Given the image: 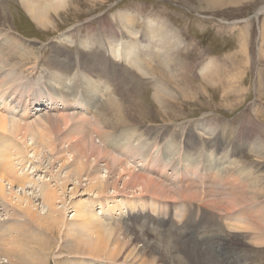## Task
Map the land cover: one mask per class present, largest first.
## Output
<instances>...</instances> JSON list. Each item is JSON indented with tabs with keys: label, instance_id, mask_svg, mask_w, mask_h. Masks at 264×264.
<instances>
[{
	"label": "rangeland",
	"instance_id": "obj_1",
	"mask_svg": "<svg viewBox=\"0 0 264 264\" xmlns=\"http://www.w3.org/2000/svg\"><path fill=\"white\" fill-rule=\"evenodd\" d=\"M20 3L21 0H0V4L5 5L4 8L9 13L11 12L8 21L13 30L20 37L36 44L35 49L37 46L40 48L39 52L42 53V58L47 63L45 64L40 59L30 61V64L27 65L28 71H24L21 75V77L28 76L25 78L28 85H20L21 89L16 85L18 89L14 92L11 91L14 87H11L10 92L13 93H7L6 96L4 91H7L8 84L2 85V82L7 81V78L4 77V72H0V109L1 107L5 108V100L10 104L12 101L10 97L18 100L23 93L21 103H29L30 107L27 110V115H23L21 107L10 111L12 114H17V118L23 115L25 121L44 122V118L40 117L43 114H59L65 111V113L80 112L85 118L93 121L90 111L87 112V108L81 105L67 106L62 109V106L51 108L48 106V102L46 105L43 104L42 107L45 110L41 111L42 108L39 107L41 103L35 102L34 98L37 97V94L38 96L44 95L51 85L49 83L53 77L48 78V83L45 74L48 77L49 74H52L47 70L49 68L47 64L49 61L51 62L55 44L59 43L66 51L63 58H72L71 63L74 67L72 66L61 76L67 84L66 87L71 91H73L72 87H76L74 93L77 92L80 95L85 92V87L82 85L85 77L93 76H91L92 72L87 73L83 67L82 53L80 51L78 53V49L82 48H76V46L82 47L81 39L87 35H101L102 30L116 32L111 43L103 45L105 49L101 46L107 59L105 60L107 63L103 66L106 68L105 72H109L111 77H106L104 92L102 94L100 92L98 95L101 103H104L110 93L115 98L119 94L118 91L120 92L123 88L125 106L127 105L133 113V119L130 122L133 125L129 126L131 134H125L128 140L118 141V143L115 141V148L112 149L113 151L110 149L109 151L126 159L128 165H131H129L130 168L143 175L162 176L172 190V197L164 196L161 199L157 196L154 198L151 193H142L137 190V187L127 188L125 192H120L118 197L129 200L140 199L142 202L135 209L126 210V215H122L123 221H129L130 225H135V232H140V234L145 233L148 228L151 233L149 234L150 239L163 252H168L166 261L161 260L162 263L159 262V264H264L263 231L253 228L252 225H247L248 219L257 215L254 211L264 202V156L250 152L246 146L247 142L254 139L258 142L257 146L264 149V0H70V6L60 16H55V22L49 28H44L33 21L23 11ZM123 13L139 16V26L142 23L148 24L160 19L165 20L175 29L176 36H171L172 43L179 41V44L175 43L176 47L170 50L174 63L169 68L162 65L167 70V74L162 75L158 60L138 58L140 56L137 47L130 50V56L134 55L137 61L136 65L140 69L133 65L125 67L121 62L115 61L113 53L120 54L127 39L125 36L127 30L122 28L121 24ZM1 30L0 32H5L4 29ZM121 30H125V33H122ZM137 38L139 40L133 37L132 43L143 48L144 42L139 35ZM4 39L5 34L2 33L0 46H3L1 43ZM163 43L159 41L155 47L161 50L162 46H166V43ZM168 49L164 47L162 52ZM31 67L33 68L31 69ZM152 72L154 73L152 74ZM21 73V70L18 69L15 70L14 75L20 76ZM159 78L164 79L162 83L166 85L163 88V93H160L166 99L163 104L168 105L166 108H163L159 103L160 95H158L160 98H157L156 86L161 82ZM29 83H32L31 87ZM114 90L117 94L114 93ZM118 97L120 96L118 95ZM39 100L45 102L42 98ZM127 100L130 102H125ZM39 109L40 111L37 112ZM71 126L69 125L64 130L63 135L69 137L75 131L76 128ZM204 126L206 127L204 128ZM89 127L90 135L96 136V126L89 123ZM223 134L224 136L221 138ZM190 141H195V145L188 148L186 145ZM211 141H223L225 146L221 149L216 148L217 150L212 154V149L209 146ZM74 142L76 141H70V144ZM107 142L109 141H98L97 139L95 143L105 146ZM67 143H64L65 145L60 143L54 152L44 150V153L42 152L38 157H34L31 147L28 149L30 152L27 160L19 163L21 159H15L16 169L19 174H29L32 181L36 182V185L33 182V185L30 184L31 186L27 185L26 187L30 193L35 192L33 196L38 204L39 213L44 214L48 210L40 191V184L48 182L51 186L58 185L60 196L57 200L58 209H65L63 210L66 211L68 224L74 223L72 222L73 215L78 211L81 203L93 204L92 213L99 212L98 218L99 216L101 218L103 217L100 213L101 210L99 206H96L99 202L98 194L86 192V187L91 182H95L98 176L101 178L102 175H104L103 180H108V182L118 179L120 188L123 187L124 179L120 176L119 169L113 168L109 171L106 168L108 159L99 158L98 161H90L92 175L83 174L81 178L71 175V178L66 181L63 177L67 176V172L71 171L73 165L76 164L71 158L69 163L66 162L63 165L66 157L70 156L67 153L69 141ZM237 145L239 146L238 150L235 149ZM73 154L78 155L74 151L71 155ZM212 158H214L213 161L210 160ZM217 161H219L218 164L222 163L225 169L233 170L238 175L253 172L250 175V178L252 177L250 185L253 187L251 188L248 184L249 187H245L244 190L248 193L252 189L253 191L258 190L257 193H260L257 194L256 199H259L256 201L252 198L253 193L248 194V201L245 202L250 205L248 207H243L240 202L234 200V195L225 186L226 179L224 178L227 174L224 172L219 175L217 171L214 173L209 170V163H217ZM188 162L193 163L191 166L194 169L188 166ZM205 171L209 175L208 178H202L200 175ZM58 178L61 179L59 184ZM63 182L66 184L64 195H62L64 193ZM28 186H33V190ZM76 187H79L80 192L73 197L71 192ZM18 190L19 188L15 189V191ZM182 190L183 193H179ZM175 195L178 198H175ZM251 199L255 202L252 203ZM6 204L10 205L12 210H7L4 205H1L0 219L14 223L11 213L13 210L19 212L22 208L17 207L15 202L11 205L7 201ZM105 205L108 204L105 203ZM189 211L191 212L189 213ZM207 216L218 220L211 221ZM116 218L107 221H111L112 226H116ZM100 220H104L103 223H106L104 218ZM114 221L115 223H113ZM75 222L76 225L79 223ZM259 222L264 225V221ZM64 230L65 228H62L54 238L48 234V238L53 242L52 245L57 246L48 257L49 264H62L66 261L69 262L68 264H75L76 257L72 254L70 256L68 253H63L58 258L55 256V252L60 247L57 245L60 236L65 234ZM230 241L234 242V245H230ZM142 245L143 242L138 244L137 250L142 248ZM0 250L1 253L4 252L1 248ZM85 258L84 264L140 263L131 260V258H128L129 260L123 258L113 263L107 261L108 259L104 256L96 257L97 259L93 256Z\"/></svg>",
	"mask_w": 264,
	"mask_h": 264
},
{
	"label": "bare ground",
	"instance_id": "obj_2",
	"mask_svg": "<svg viewBox=\"0 0 264 264\" xmlns=\"http://www.w3.org/2000/svg\"><path fill=\"white\" fill-rule=\"evenodd\" d=\"M20 4L23 7V11L28 16H30V18L33 21H35L38 25L44 28H49V26H51L55 22V16H60L64 11H66V8L70 6V0H21ZM4 6L0 4V30L1 29L5 30V32H0V35L2 33L5 34V39L1 43V45L3 46H0V72H4L5 73L4 77L7 78V81L5 80V82H2V85L8 84L6 87L8 88L7 91H4V94L6 96L7 93L8 94L13 93L16 89H18L20 85L27 84L25 78H28V76L23 75V77H21V75L23 74L24 71L26 70L28 71L27 65L30 64V61H33L34 59L37 60L40 59L43 62L45 61L42 58V53L39 52L40 48L37 46V49H35L36 44L20 37L13 30V27L10 25V22L8 21L11 12L9 13V11H7V9L4 8ZM138 17L139 16L134 14L130 15L123 13L121 17V24H122V28H125L127 30V35L125 34V36H127L126 37L127 39L122 49L123 51L120 52V54L113 53L115 57V61L121 62V64L125 67L133 65L136 66L137 68L138 67L136 65L137 61L135 60L134 55L130 56V50H133L135 47H137L140 56L138 58H140L141 60L142 59L146 60L147 58L149 59L153 58L155 60H158L159 64L161 65L160 69L163 75L167 71L163 68V66L166 65L165 67L169 68V66L172 63H174V58L170 54V50L176 47L174 46L175 43L179 44V41L172 43L173 38L171 36L174 37L176 36V32L174 31L175 29H173L170 26V24H168L165 20H160V19L159 20L157 19L158 21L156 22H149L148 24L142 23V25L139 26ZM136 27L137 29H134ZM121 32L125 33V30L124 31L121 30ZM101 33H102L101 35L92 34L83 37L81 39V43L80 41H78L80 44H82V47L76 46V48H82V49H78V53L79 51L82 53L83 65H84L83 67H85L87 73L92 72L91 76H93V77L89 76V78L85 77L84 83L88 87L84 83L82 84L85 87V92H83V94L79 95V93L77 92L74 93L76 87L71 88L73 91H71L68 87H66L67 84L66 82H64V79L62 78L61 75L65 71H68L72 68L73 66L71 63L72 58L70 57L68 59H65V57L63 58V55L65 54L66 51L59 43L57 44L54 43L55 48L52 54L51 62L49 61L47 64L49 66L47 70L49 72L51 71L52 74H49V77L48 75L45 74V79L47 80L46 82H48V78L53 77L50 80V83L48 82L51 85H49L48 87L49 90L44 95L38 96L37 94V97L34 98V100H36L35 102L41 103L39 105V107L42 108L41 111L45 110L42 107L43 104L46 105V103L48 102H49L48 106H50L51 108L52 107L60 108V106H62L61 108L63 109L66 108L67 106L72 107L73 105L74 106L81 105L82 107L87 108L88 110L87 112L90 111L91 117H93L91 119H94L93 121L92 120L90 121L87 118H85V116L80 114V112L65 113V111L64 113H59V114H54V113L43 114L40 117L44 118L43 119L44 122H38L34 120H33L34 122L33 121L28 122L29 120L25 121L23 115L28 114L27 110L29 109L30 104L21 103L23 93L21 94L18 100H16L14 97H10V99H12V101H10V104L7 102V100H5L6 102L5 108L1 107L0 109V206L4 205L6 207V208L4 207L5 209L12 210V208H10V205L6 204V202L8 201L9 204L11 203L12 205L15 202L17 207L24 209V211L22 212H21L22 209L19 210V212L13 210V212L11 213V219H14V223H10L11 221L5 222L4 220L0 219V248L4 250L3 252L4 254L0 252V264H4V263L5 264H49L48 257L52 252L55 251L57 246L52 245L53 242L51 241V239L48 238V236L51 234L53 238L56 237L55 235H57V232H59L62 228L63 229L65 228L64 230L65 234L61 233L62 235L60 236V240L58 241L57 244L60 247H58V251L55 252V256H57L58 258L63 253H68V255L72 254L76 257L74 260L75 264H84L86 262V258H85L86 256L87 258H90L92 256L95 258L104 256L106 259H108L107 261H110V263L118 262L123 258H125V260H129L131 258V260H135L138 263L140 262L139 264H159V262L162 263V261H166L165 259L167 258L166 253L168 252H163L162 249L150 239L149 234L151 233L148 231V228L145 231V233L140 234V232L139 233L135 232L134 229L135 225L134 226L133 224L130 225L129 221L124 222L122 219V215L123 214L126 215L127 213L126 210L130 211L132 209H135L136 206L140 203L142 204V202H140V199L129 200L118 197L117 195H120V192H125L127 188L137 187L138 188L137 190H140L142 193L144 192H146L145 194L151 193L153 194L154 198L157 196V198L161 199V197L164 196L172 197V190L169 188L170 185L168 186V184L162 178V176L154 177L153 175L149 176V174L143 175L139 171H135L133 168H130L131 165L130 164H129L130 166L128 165V161H126V159H122L119 156H117V154H112L109 151V149L112 150L115 148V144H116L115 141H117L118 143V141L128 140V137H125V134L128 133L131 134L129 130V126L133 125L130 123L132 122L133 119L132 118L133 113L131 109H128L127 105L125 106L123 88L120 90V92L118 91L119 93L118 95L120 97H118L117 95V97L113 98L111 96L112 94L110 93L108 95V99H106L107 100L106 102L103 101L104 103H101L100 101L101 99H99L100 96L98 94L100 92L101 94L102 92H104V87H105L104 81L107 80L106 77H111L108 74L109 72L107 71L105 72L106 68H104L103 66L104 64L107 63V61H105L107 59H106V53H104L105 48L103 47V45L110 44L112 41L111 39L114 36H116L115 34L116 32L113 33L112 31L109 32L108 30L105 31L102 30ZM138 35L140 39H142V41L144 42L143 48H140L139 45L135 46L134 43H132L133 37L136 38V40H139V38H137ZM159 41L162 43L163 42L166 43V46H162L160 48L161 50H158L159 48L157 49V47H155L158 45ZM101 46L104 49H102ZM164 47L169 49L162 52V48L164 49ZM126 53L128 54V56H126L127 55ZM46 63L47 62H45V64ZM32 68L33 67H31V69ZM138 68L140 69V67ZM18 69H20L22 73L20 74V76H15L14 75L15 70ZM99 70L100 72H98ZM153 73L154 72H152V74ZM160 80H161L160 84L157 85V83H155L157 85L156 86L157 88L156 87L155 88L157 89L158 94L156 92L155 93L157 94V96L160 95L161 97V100L158 99L160 100L159 102L160 105L163 108H166L168 105L167 106H165L166 104L163 105L166 102L165 101L166 99H164V97H162V95L160 94L163 93L164 91L163 88H165L166 85L162 83V80L164 79L161 78ZM30 85L32 86V83L31 84L29 83V86ZM11 87H14L13 90H11L13 92H10ZM19 88L21 89V87ZM114 93L117 94L116 91ZM38 97L40 99L41 98L44 99L45 102L43 103L42 101H40ZM160 97L158 96L157 98ZM170 97L172 96L170 95ZM125 102L129 103L130 101L127 100ZM99 104H101V106H99ZM18 107H21L23 109V115L19 118H17V114L15 113L12 114L10 112L12 110H16V108ZM39 111L40 109L37 110V112ZM89 123L96 126L95 127V132L97 134L96 136L90 135L91 132H90ZM69 125L70 127H72L71 125H73L76 129L75 131H73L74 133L72 132L73 135L71 134L68 137L67 135H63V134L65 133L64 130L68 128ZM205 127L206 126H204V128ZM189 132L192 131L189 130ZM60 135L62 136L60 137ZM223 136L224 134L221 135V138H223ZM95 137H97L98 141H109V142H107L105 146L104 144L102 146H100V144L97 145L95 143L97 140L95 139ZM68 141L69 144L70 141H76V142L69 145V148L67 149L68 151L67 153H69L70 156L68 155L66 157V160L63 161V165L66 164V162L69 163V161H71L70 160L71 158H73L72 161H75L76 164L73 165L74 167L72 168L71 171L67 172V176L63 177L66 181L71 178V175L75 178L76 176L78 178H81L83 177L82 176L83 174L92 175V172L90 171L92 170L91 169L92 165L90 164V161L91 160L98 161L99 158H104V160L108 159V162L106 161L107 165L105 163L106 168H108L109 171L110 169L113 168L119 169V174L124 179L123 187L120 188L118 185L119 182L118 179H115L112 182H108V180L106 181L103 180L104 175H102L101 178L98 176L95 182H91V184L88 187H86V192L89 191L98 194L97 199L99 202L96 204V206H99V209L101 210L100 212L101 216H103L101 218H104L106 220L105 224L103 223L104 220L103 221L100 220L101 219L100 216L98 218L99 212L95 214L92 213L93 204L87 202H86L87 204L81 203V205L78 208V211L76 210L77 212H75V214L73 215L72 222L74 223L68 224V221L66 220V211H64L65 209L64 208H63L64 210L62 208L58 209L57 200L60 197L57 188L58 185L51 186L48 182H44L40 184L42 199L46 204V206L48 207V210L44 214L39 213L38 204H36V201L34 200V196H33L35 192L30 193L29 191H27V187H26L27 185L30 184L33 185L34 183H35L34 185H36V182L32 181V177H30L29 174L26 173L19 174L18 170L16 169L17 165H15L16 162L15 159L16 158L21 159L19 160V163H22L20 161L27 160L26 158L30 152V150L28 149H30L31 147L34 152V157H38L39 155L41 156L42 152L44 153V150H50L51 152H54L59 147L60 143L64 144L67 143ZM222 143L223 141H211V143H209V146L212 149L211 153L214 154L213 151L217 150L218 148L219 149L223 148L225 145L224 143L223 144ZM241 143L239 142V144ZM257 143H258L257 140L253 139L252 141L247 142L246 146H248L250 152L264 156V149L257 146L258 145ZM194 145H195V141H190L186 146L190 148L191 146ZM238 145L237 147H235L236 150L239 149ZM73 151L74 153L76 152L78 155L76 154L71 155ZM210 160L213 161L214 158ZM191 162H188L189 164L188 166L193 167L191 166V164H193ZM214 163L215 165H212ZM214 163L211 162L209 163L210 164L209 170H212L214 173L215 171H217L219 175H221L224 172L227 174L226 177L224 176L225 177L224 179H226L225 186L226 189L229 190L230 193H232V195H234L233 199L238 201V203L240 202V204H242L243 207L250 206L246 204L249 198L248 194L253 193L254 195H252V198L256 199L257 194L260 193V192L257 193L258 190L253 191V189L251 192L249 191L250 193H248V191L245 192L244 190L245 187H249L248 184L250 185V182L252 181L251 179L252 177L250 178V175L253 174V172L250 171L248 173H245L242 171V173L245 174L238 175L237 173L235 174L233 170L228 171L227 169H225L222 163L218 164L219 161H217V163L216 162ZM206 171L200 174L202 178L209 177ZM61 179L59 178L57 179L58 184L60 183ZM66 181L64 182L66 183ZM64 182L62 184L64 188V193L62 195L66 193L65 191L66 184ZM16 188H19V190L15 191ZM29 189L33 190V186L29 187ZM110 190L112 191L110 192ZM78 192H80V189L79 187H76L73 189L71 193L74 197V195L78 194ZM179 193H183V190ZM184 194L188 195L186 193ZM175 198L178 197H176L175 195ZM258 199L259 198H257L256 201ZM250 201H252V203L255 202V200L253 199H251ZM105 203H107L108 205H105ZM251 207L253 206L251 205ZM229 210L232 209L229 208ZM190 212L191 211H189V213ZM254 212H256L257 215L253 216V218L250 217L249 218L250 220L248 219L247 225L249 224L252 225V227L254 226L253 228L260 229V231L262 230L263 231L262 235H264V225L262 222H259V221H264V202ZM115 217H117L115 220L116 223L115 221L113 223H115L116 226H112L111 221L108 222L107 220L115 219ZM129 217H130V212H129ZM209 218L210 217H208V219ZM210 219L211 221L218 220L216 218L214 219V217L213 219L212 217ZM75 221L79 223L76 225ZM34 225L36 226V229ZM141 242H143L142 248H139L137 250V245L140 244ZM230 243H231L230 245H234V242L230 241ZM41 250L42 252H44L43 254L42 252L40 253ZM78 258L79 260H77ZM68 263L69 262L66 261L63 262L62 264H68Z\"/></svg>",
	"mask_w": 264,
	"mask_h": 264
}]
</instances>
